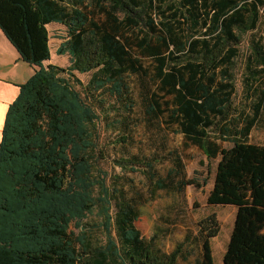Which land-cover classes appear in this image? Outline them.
Segmentation results:
<instances>
[{"label": "trees", "instance_id": "16d2710c", "mask_svg": "<svg viewBox=\"0 0 264 264\" xmlns=\"http://www.w3.org/2000/svg\"><path fill=\"white\" fill-rule=\"evenodd\" d=\"M248 5L257 9V26L263 23L264 0H0V30L19 58L37 68L20 85L1 132L0 264H177L182 244L166 254L139 241L132 226L135 196L116 182L107 184L97 168L99 113L116 104L127 127L136 107L128 78L147 75L119 32L133 33L135 47L155 62L158 90L173 101L169 123L178 126L185 146L209 160L220 157L206 202L235 209L222 264H264V145L244 141L255 120L240 130L223 129L234 136L228 149L209 133L215 125L210 118L226 119L234 94L232 81L217 80L218 69L227 74L226 66L239 56L241 36L255 21L231 15ZM87 6L104 9L111 27L89 17ZM229 21L239 34L229 30ZM50 24L64 28L56 54L68 55L67 68L44 65L50 59ZM247 49L246 68L251 77L259 76L264 42L252 37ZM76 74H88L86 84ZM143 100L146 115L162 114L156 94ZM117 164L128 172L154 165L137 156ZM96 209L104 242L92 245L84 233L74 238L71 224L78 227ZM197 227L199 264H214L216 215Z\"/></svg>", "mask_w": 264, "mask_h": 264}, {"label": "rangeland", "instance_id": "374dc122", "mask_svg": "<svg viewBox=\"0 0 264 264\" xmlns=\"http://www.w3.org/2000/svg\"><path fill=\"white\" fill-rule=\"evenodd\" d=\"M84 11L101 26L111 27L104 9L87 6ZM256 12L254 6L248 5L231 15L236 20H245L253 16L255 21L251 30L241 36L239 56L231 65L226 66L227 74L221 76L220 72L223 68L218 69V81L222 82V79L226 78L234 84L232 103L226 119L219 121L210 118L215 124L214 129L209 131L210 136L217 139L223 149L232 146L234 138L232 130L244 128L246 121L251 119H254L255 123L244 141L249 144L264 145V96L262 95L264 72L259 76L251 77L246 68L249 40L254 37L264 42V22L257 26ZM229 25L230 21L229 30L233 34H239V31ZM49 31L51 33L49 43L53 48L54 44H58V36H64L65 32L63 26L57 24L50 25ZM119 33L127 49L140 60L147 75L128 78L136 107L128 115L127 127L121 125L125 113L116 104L111 108L107 107L103 115L99 113L97 135L99 136L98 156L101 160L97 168L105 175L107 184L116 182L115 187H122L127 195L135 196L136 206L132 215V226L139 241L144 245H150L156 253L166 254L182 244L181 256L177 264H199L202 250L197 225L202 218L215 214L220 231L218 236L211 240L210 246L214 264H222V255L232 230L235 209L230 206L209 205L206 202L213 187L215 169L220 157L209 160L198 148L185 146L182 135L176 133L178 126L169 123L174 108L173 101L171 96L164 95L158 90L154 78L155 62L135 47L133 33ZM46 63L67 68L70 59L68 55L58 56L52 52ZM228 75L230 78H227ZM76 77L86 84L89 75L76 74ZM148 93H154L159 97L162 114L151 117L145 114L143 99ZM101 97L112 104L113 101L105 94ZM257 104L261 106L258 113L255 112ZM224 128L231 132L223 131ZM122 139L124 141H121ZM131 156L144 158L154 164L153 168L149 169L144 165L135 166L137 170L135 172L120 168L117 162ZM152 174L153 178L150 177ZM159 182L161 188L158 187ZM115 213L116 208L113 207L110 214L114 217ZM102 221L103 217L96 209L78 227L72 223L69 233L73 234L74 238L84 233L92 245L103 243Z\"/></svg>", "mask_w": 264, "mask_h": 264}, {"label": "crops", "instance_id": "0c3cea01", "mask_svg": "<svg viewBox=\"0 0 264 264\" xmlns=\"http://www.w3.org/2000/svg\"><path fill=\"white\" fill-rule=\"evenodd\" d=\"M49 26H47V30L49 36H51ZM61 37L63 36H58V44H54L53 48L49 43L50 56L52 52L56 53L62 43ZM44 65L47 66L49 64L45 62ZM36 69V67L30 66L19 58L15 48L0 30V139L9 105L18 96L20 85L27 82Z\"/></svg>", "mask_w": 264, "mask_h": 264}]
</instances>
